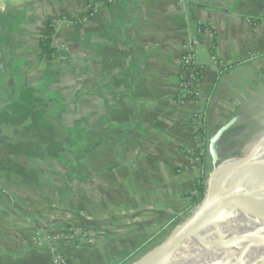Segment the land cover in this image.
<instances>
[{"label": "crops", "instance_id": "0c3cea01", "mask_svg": "<svg viewBox=\"0 0 264 264\" xmlns=\"http://www.w3.org/2000/svg\"><path fill=\"white\" fill-rule=\"evenodd\" d=\"M50 30L56 53L40 60ZM193 37L209 139L245 104L246 92L235 105L223 83L250 70L263 85L264 0H0L1 116L28 91L57 130L50 139L63 145L57 158H35L42 164L21 157L32 161L19 166L29 183L3 184L0 264H51L35 232L76 229L94 240H59L69 264H127L192 215L193 189L212 169L209 154L200 158L197 107L179 99L180 60Z\"/></svg>", "mask_w": 264, "mask_h": 264}, {"label": "water", "instance_id": "95a60500", "mask_svg": "<svg viewBox=\"0 0 264 264\" xmlns=\"http://www.w3.org/2000/svg\"><path fill=\"white\" fill-rule=\"evenodd\" d=\"M238 120L233 117L209 138L212 169L198 207L163 242L133 264H176L185 250L220 224H239L251 218L264 232V191L259 189L264 171V131L243 149L241 156L223 159L220 153L224 136ZM252 251L242 248L236 254L221 256L218 261L226 263L233 258L236 263H245Z\"/></svg>", "mask_w": 264, "mask_h": 264}, {"label": "trees", "instance_id": "16d2710c", "mask_svg": "<svg viewBox=\"0 0 264 264\" xmlns=\"http://www.w3.org/2000/svg\"><path fill=\"white\" fill-rule=\"evenodd\" d=\"M88 13H85L81 15V18H84L87 16ZM53 30H50L49 34L47 35L46 38H44L39 45V54L38 57L40 60L46 59L53 57V55L56 53V49L53 47ZM21 102L23 103L22 106H17V109L14 110V113H5L3 115V120L6 123H10L13 125H19L21 122H26L30 121V126L29 129L32 131V134L38 138V142L34 145V143L27 144L23 146L24 150H17L16 147H13L9 149L6 153V158L0 159V172L6 173V179L10 183H15L12 182L14 178H17V180L22 179L23 181L29 183L30 182V176L28 172L23 171L16 163L13 161L18 160L19 157H27L29 159H33L35 163L42 164V161L36 160L40 158L45 157H54L57 158L61 152H63V145L58 144L57 142H54V140L50 139L48 134H46L43 129L47 128L48 130L51 129L48 126V121L44 117L45 112L43 111H35L32 109V96L30 92L25 91L22 98ZM241 128V127H240ZM238 127L232 128L223 138L221 145H220V153L222 150V147L225 146V153L226 155H222L223 159H227L230 157H236L240 155V150L244 148V146L247 144L245 142H242L239 140V138L233 143V144H228V141L230 138H232L234 135L237 134L240 130ZM199 138L200 145L203 146V148L208 149V142L207 145L205 146V143L208 139L205 129L199 131L197 134ZM229 145V146H228ZM239 151V152H238ZM208 152V150H207ZM39 157V158H36ZM36 158V159H35ZM16 162V161H15ZM205 159L202 157V164H204ZM206 176L201 177L199 183L194 187L193 193L196 192V195L191 194L192 197V204L194 207L200 204V202L203 199V196L206 191ZM13 185V184H12ZM147 243H145L146 246ZM144 247L141 246L135 251L131 253V255L127 258L130 260V258L136 256L138 252L141 251V249ZM121 264H123L121 262Z\"/></svg>", "mask_w": 264, "mask_h": 264}, {"label": "built area", "instance_id": "2783aa9c", "mask_svg": "<svg viewBox=\"0 0 264 264\" xmlns=\"http://www.w3.org/2000/svg\"><path fill=\"white\" fill-rule=\"evenodd\" d=\"M107 4L113 3L114 0H105ZM97 13L96 7L89 8V16H94ZM59 21H55L58 23ZM204 31L207 33L208 37H213V32L210 29H199V32ZM199 45L198 38H191L187 46V50L180 60L181 66V76H180V93L179 99L181 101L190 100L197 107L196 111L193 113V129L196 135L199 131L206 129L207 126V115L206 113L198 108L202 101V91H201V81L203 78L202 71L203 67L196 60V48ZM65 60L64 56L60 57ZM213 69L217 70L219 68V62L216 56H212L211 59ZM209 142V140H208ZM208 150V149H207ZM205 151L201 148L200 158L204 157ZM196 195V192L193 194ZM198 207V205L196 206ZM33 242L45 248L51 254V264H69L68 258L63 254V252L56 245L59 240H64L66 242L79 243L82 240L92 243L94 240V234L90 236L83 230L76 229L72 230L68 235L64 237L52 236L46 234L42 231H36L33 238Z\"/></svg>", "mask_w": 264, "mask_h": 264}, {"label": "bare ground", "instance_id": "6f19581e", "mask_svg": "<svg viewBox=\"0 0 264 264\" xmlns=\"http://www.w3.org/2000/svg\"><path fill=\"white\" fill-rule=\"evenodd\" d=\"M259 189L264 191V171ZM242 248L253 250L245 263H236L233 258L226 263L218 261L221 256L236 254ZM263 255L264 232L253 219L245 218L239 224L216 226L185 250L176 264H264Z\"/></svg>", "mask_w": 264, "mask_h": 264}, {"label": "rangeland", "instance_id": "374dc122", "mask_svg": "<svg viewBox=\"0 0 264 264\" xmlns=\"http://www.w3.org/2000/svg\"><path fill=\"white\" fill-rule=\"evenodd\" d=\"M239 76L241 77L240 82H238V81L237 82L240 85V87L239 88H233L234 83L237 80L236 78H238ZM259 82H261V81L259 80L256 82L255 79H252L251 71L247 70V71H243L241 74H235L234 76H231L220 87V90H221L222 87H228L229 86V88L231 89V95L229 98L231 101H233V103L235 105L239 104V101L242 97V93L246 92L245 104H243L239 107V109H241V110H239V111L237 110L236 112L231 111L230 117H229V118H231L233 116L234 117L237 116L239 118L235 127L240 128L239 125H244V124L247 125L245 127H241L240 130H237V131H239V135H240L239 140L247 143L244 146V148L248 144H250L257 135H259L261 132L264 131V86H263L264 85V79H263L262 87H261V85H259ZM254 95H256V96H254ZM1 115H2V113L0 112V118H1ZM43 131L46 134H48L49 137L53 136L57 133V130L54 128H51L49 130L47 128H45V129H43ZM208 140L209 139H207L205 146L207 145ZM200 148H203V146L200 145ZM203 150L205 151V154L208 155L207 149L203 148ZM6 155L7 154H6L5 149L0 150V159H1V157H4ZM15 161H13V162L16 163L18 166H24L26 168L31 167V162H32L31 160L27 161V160H23L21 157H19L18 160H15ZM210 170L211 169L209 168L208 172H210ZM6 176H7L6 173L0 172V197L3 196L2 199H7L6 197H4L7 195L1 189L4 186L3 184H5V183L10 184V185L15 184V183H10L9 181H7ZM16 181H17V178H14L12 182H16ZM194 209H195V207H194ZM39 231H41V230H39ZM46 234H48V233H46ZM65 235H68V234H65ZM160 240H161V238L158 241L152 242L151 246L148 245V248H146V250H149V248H151V247L153 248L155 246V244L160 242ZM145 252L146 251H144V250L140 251L136 256L130 258V260H128L127 264H133Z\"/></svg>", "mask_w": 264, "mask_h": 264}, {"label": "flooded vegetation", "instance_id": "af4514ba", "mask_svg": "<svg viewBox=\"0 0 264 264\" xmlns=\"http://www.w3.org/2000/svg\"><path fill=\"white\" fill-rule=\"evenodd\" d=\"M2 117L3 116H1V119ZM29 126H23L21 128H18V125H13L10 123L8 124L3 122L2 120V122L0 123V150L5 149V151L7 152L9 149L16 147L17 150L21 151L24 150L23 146L27 144L34 143L35 145L38 142V138L32 134V131H30ZM245 126L247 125H239V127ZM239 137V132L237 134H234V136L228 141V144H233ZM243 149L240 150L239 156H241ZM221 153L222 155H226L225 146L222 147ZM2 158H6V156Z\"/></svg>", "mask_w": 264, "mask_h": 264}]
</instances>
